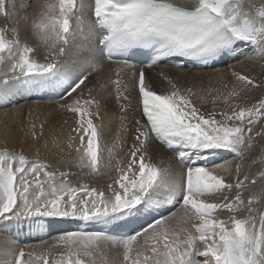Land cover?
Listing matches in <instances>:
<instances>
[{"label": "snow or ice", "instance_id": "obj_1", "mask_svg": "<svg viewBox=\"0 0 264 264\" xmlns=\"http://www.w3.org/2000/svg\"><path fill=\"white\" fill-rule=\"evenodd\" d=\"M26 7L24 0H0V16L8 22L0 27V67L9 66L0 95L8 88L57 91L67 100L59 109L74 124L68 148L76 156L63 163L75 165L81 176L115 175L104 187L74 182L75 173L39 156L0 148V225L28 222L36 232L53 221L77 225L39 245V255L20 248L0 264H264V209L253 207L264 199V170H243L260 135L255 127L264 121V96L248 103L249 93L264 89V81L230 67L231 85L224 84L225 92L208 90L212 110L203 112L193 104L192 86L161 73L167 87L158 91L131 59L141 56L146 67L168 59L181 61L180 67H211L234 59L243 46L250 50L247 59L264 62V0H41L22 40L20 9ZM105 68L115 79H101ZM129 71L139 115L126 161L113 165L117 145L123 147L119 133H128ZM93 73H101V82H92L85 95ZM105 93L115 99L119 115L112 116L120 121L107 163L103 120L111 110ZM32 136L37 138L34 126ZM152 139L173 153L168 166L145 158ZM217 152L234 158V169L232 160L210 166L208 157ZM257 163L264 167V154L248 167ZM258 181L259 196L245 198ZM177 205L183 215L173 228L177 213L168 210ZM133 220L142 221L138 229L117 231ZM107 243L118 259L103 258Z\"/></svg>", "mask_w": 264, "mask_h": 264}, {"label": "bare ground", "instance_id": "obj_2", "mask_svg": "<svg viewBox=\"0 0 264 264\" xmlns=\"http://www.w3.org/2000/svg\"><path fill=\"white\" fill-rule=\"evenodd\" d=\"M40 2L41 0H24V3L27 5V7L20 9L21 19L19 24L22 40L26 39L28 36V29L30 27L33 14L37 12L36 6ZM24 17H27V20H25ZM7 24L8 22L5 20V18L0 16V27H4ZM80 42L81 41L78 39L75 43L79 44ZM37 55L38 57L42 56L41 53H38ZM74 56L75 45H73V49L70 52V57ZM8 67L9 66L7 65L0 67V78L4 77ZM230 67L236 71L241 72L242 74L254 77L257 82H260V80H262V78L264 77V62L260 60H249L247 58L240 59L233 64H223L221 66L206 70H188L159 64L153 67H145V71L149 81L158 91L162 87L165 88L164 84H166L161 78V73H168V76L171 75L173 79L177 78L179 80L178 83L181 85L186 84V86H188V83H191L193 90L196 93V95L192 97L193 104L200 107L201 111L208 112L212 110L211 96L208 95V90H212L213 94L217 89H219L220 92L226 91V89L224 88V84L227 83L230 86L233 79L231 73L228 71ZM97 75H101V73H93L90 78L91 82L87 84L88 88L92 87V82L97 83V85L101 82L97 81ZM107 76H112V78L115 79L113 69L105 68L103 70L101 79H104ZM124 78L129 81V95L136 98V93L131 90V72L129 71L124 74ZM258 89L264 92V89ZM41 91L42 90L30 91L24 89L17 90L16 88H8L2 95H0V148L7 146L10 150L15 149L16 151H22L30 159L39 156L44 160L53 163L55 166L59 167L60 170L67 169L72 173H75V175H72L70 177V179H72L74 182L83 180V182L90 183L93 186L104 187V185L108 182V175L114 176V172H109L108 175H102L100 177L81 176L79 174L80 170L75 165L69 167L68 164L63 163V161H71L76 156L74 147L73 149H69L68 142L66 143V141H68V135L70 133L69 124L63 123L54 115L55 111L53 109V104L56 105V102L37 103L31 101L30 103L29 101H26L24 95V93L26 95H34L40 93ZM259 94L260 93L256 95V98H253L252 95L254 94L250 92L248 103H254L257 98L261 97V95ZM93 95H96V93L93 92ZM201 96L207 97L208 102L206 104L203 103V101L200 99ZM105 98L107 99L108 108L111 110L103 120L105 127L104 162L107 163V147L111 145L113 139L117 136L118 129L113 127L116 122L114 117L112 116V107L115 106V101L112 98H107V93H105ZM19 102L24 103L18 104ZM58 102L59 105L60 103L67 102V100L61 98ZM36 106L37 108H35ZM40 106H42V108H40ZM222 107L223 103L221 101L217 104L216 110L220 111ZM57 108L59 109V107ZM44 116H47L46 119L50 121H47V127H44V131L42 130L43 136L41 135V130H39L41 128L35 131L37 134V138H34L32 136L33 129L31 128V125L27 123L26 125H23V123L17 122L18 118H22V122L23 119L26 120L27 118V121H29L30 123H32L35 119L42 121L43 118H45ZM11 123L14 125L16 124L14 126L16 131L14 132V127L9 126L11 125ZM97 123H100V121H97ZM255 131L257 133H260V135L254 137L253 148L247 155V158L243 161V170L249 171L251 173H257L261 170H264V167H262L259 163H257L254 167H248L249 163L253 159L259 157L261 154H264V126L261 124V122H258L257 126L255 127ZM128 134L129 133L126 134L124 132L119 133L123 143V147L117 145L116 150L113 154V165L115 164L116 159H119L121 161H126L127 159L128 148L131 145L133 136L132 135L128 137ZM144 152L146 159H152L153 162L157 164L168 166L169 163H171L169 158L172 157V152L166 150L164 146L155 139H152L151 142L145 146ZM235 163L236 161L232 160L233 169L235 167ZM172 167L173 169H175L179 166L173 163ZM249 179H251V176L249 177ZM260 188L261 182L258 181L255 186H250L248 191L245 192V198H247L248 193L250 192L259 196ZM209 199L211 200L212 197H209ZM253 207L264 209V199H260L258 203L253 205ZM173 211L177 213V217L171 221V225L177 223L176 225L179 226V218L183 214V209L179 206L174 208ZM217 215H219L220 218H227L226 212H218ZM37 234L38 233L36 231H33L31 229V226L28 224V222H24L22 225H0V250H6L7 252L6 255H0V259L10 260L12 258V255L20 248H23L26 254L29 251H34L35 255H39L40 248L38 246L45 242L53 243L54 237L59 233H54L53 235H50L46 239H42L40 241H33L31 238H34ZM101 248L104 254V259H118L116 249L110 243L102 245ZM55 250L59 252L61 248L57 247ZM27 258L28 257L26 255L25 259ZM200 264H203V262L200 261Z\"/></svg>", "mask_w": 264, "mask_h": 264}, {"label": "rangeland", "instance_id": "obj_3", "mask_svg": "<svg viewBox=\"0 0 264 264\" xmlns=\"http://www.w3.org/2000/svg\"><path fill=\"white\" fill-rule=\"evenodd\" d=\"M165 75H167L168 76V73L167 74H165ZM170 77H172L171 75H170ZM162 78V80H163V77H161ZM173 78V77H172ZM164 81V80H163ZM174 81H176V82H178L179 80L177 79V78H175L174 79ZM260 81H264V77L262 78V80H260ZM165 82V81H164ZM166 83V82H165ZM165 85V88L167 87V85L166 84H164ZM185 86H186V84H184ZM184 85H181L180 84V86L181 87H185ZM188 86H192V84L191 83H188ZM87 85L83 88V91H84V93H85V95H87ZM258 93H260L259 95H261V96H264V92L263 91H261L260 89H258V88H255L254 89V91H252V94H254V95H252V97L253 98H256V95L258 94ZM262 93H263V95H262ZM133 99H136L135 97H131V100L133 101ZM114 101H115V99H114ZM30 103H31V101H29ZM22 103H24V102H19L18 104H22ZM58 103L59 102H56V105L55 104H53V109H54V111H55V116L60 120V121H62L63 123H65V121H67V124H69V128H70V131H71V129L74 127V124H73V119H72V117H71V114L70 113H67V112H63V111H61L60 109H58L57 107V105H58ZM115 103H116V101H115ZM57 106V107H56ZM35 108H37V106L35 107ZM40 108H42V106H40ZM112 110H113V112H115L116 113V116L118 117V115H119V113L118 112H116L117 111V109H116V105L114 106V107H112ZM60 114V115H59ZM64 115V116H63ZM45 118H43V120L41 121V120H34L32 123H30L29 121H27V118H26V120L25 119H23V122H22V118L20 119V118H18V120H17V122H19V123H23V125H26V123L27 124H29V125H31V128L33 129V126L34 125H36V126H34V130L35 131H37V129H39V128H41V125H43V128H42V130L44 129V127H47V121H50V120H47L46 119V117L47 116H44ZM69 117V118H68ZM114 119H115V125H113V127H115L116 129H119L120 128V121H119V119L118 118H115L114 117ZM45 120V121H44ZM21 121V122H20ZM129 121V120H128ZM127 121V123H128V137L129 136H132L133 135V133L129 130V128H130V123ZM39 122V123H38ZM264 121H262L261 122V124L264 126V123H263ZM34 123V124H33ZM62 123V124H63ZM70 123H72V124H70ZM33 124V125H32ZM16 125V124H15ZM14 124H12L11 123V125H9L10 127H14L15 126ZM39 125V126H38ZM72 126V127H71ZM22 127V126H21ZM24 127V126H23ZM39 130H41V129H39ZM14 131H16V129H15V127H14V129H13V132ZM44 131V130H43ZM42 136H43V134H42ZM68 141H66V143H67ZM76 143L78 144L79 143V141L77 140L76 141ZM31 147H33V146H31ZM2 148V147H1ZM36 158V157H35ZM40 159H42V160H44L43 158H41V157H39Z\"/></svg>", "mask_w": 264, "mask_h": 264}]
</instances>
